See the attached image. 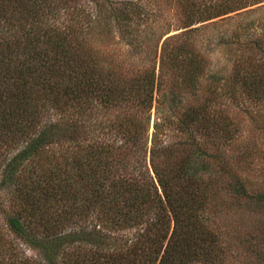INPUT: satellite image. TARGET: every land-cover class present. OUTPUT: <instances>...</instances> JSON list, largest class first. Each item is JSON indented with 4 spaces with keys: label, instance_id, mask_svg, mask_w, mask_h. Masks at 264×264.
<instances>
[{
    "label": "trees",
    "instance_id": "16d2710c",
    "mask_svg": "<svg viewBox=\"0 0 264 264\" xmlns=\"http://www.w3.org/2000/svg\"><path fill=\"white\" fill-rule=\"evenodd\" d=\"M81 1L0 0V214L16 240L0 229V264H225L211 217L218 198L264 197L224 157L236 130L221 89L201 82L221 77L206 75L186 51L193 44L162 49L157 74L125 75L81 32L103 37L124 23L133 36L126 26L142 0H92L93 18ZM167 1L189 30L264 2ZM245 39L223 95L261 107L264 32ZM198 91L207 95L199 104L190 100ZM163 131L187 140L163 144Z\"/></svg>",
    "mask_w": 264,
    "mask_h": 264
},
{
    "label": "rangeland",
    "instance_id": "374dc122",
    "mask_svg": "<svg viewBox=\"0 0 264 264\" xmlns=\"http://www.w3.org/2000/svg\"><path fill=\"white\" fill-rule=\"evenodd\" d=\"M255 2L252 6L192 26L191 28L194 29L189 30L190 28L183 27L179 11L174 9L167 0H142L145 8L134 12L132 16L135 21L131 20L126 26V29L130 28L133 36H128L122 31L121 25L124 23L113 24L109 30L105 29L102 31L103 37L97 35L96 31L94 35L90 30L81 33L92 43L94 52L109 61L125 66L122 70L127 76L128 73L132 75L134 72L147 68H154L157 74L162 49L180 53L181 48L193 44L192 49L188 47L186 51L203 58L206 75L221 77L219 82L211 78L201 79V82L206 84L207 90L212 89V85L221 89H219L221 94L218 96L222 97V103H227L225 107L228 109L231 124L236 130V133H232L234 138L224 146L226 151L224 157L232 164L236 165L237 162L238 165L235 168L238 170L236 171L240 169L241 174L250 181L251 193L258 192L264 197V105L257 107L248 102L238 104L223 95L228 83L226 79L230 78L228 75L233 66V59L237 57V53L242 52L240 49L246 42L245 38L252 35L261 36L264 32V2L258 4ZM119 4L114 5L123 9L124 6ZM78 8L90 12L92 18L95 16L92 0H82ZM70 17L72 16L67 12L62 15L60 22L66 19L65 22H67ZM83 21L85 24L86 21ZM98 37L101 39L96 41ZM187 39L189 41H186ZM203 91L190 96V100L199 104L203 98L207 97ZM155 112L156 104L154 103L149 112L150 140L154 123L157 121ZM160 136H163L161 138L163 144L171 145L176 142L175 147L187 140L184 132L176 134L163 131ZM179 149H182L181 152L186 151L182 146ZM60 150L64 152L63 147ZM239 160L242 166L238 163ZM247 166L250 168H245ZM221 189L225 190L222 186ZM0 201L6 204L3 195L0 196ZM218 201L217 204L221 207L215 209V215L211 217H213L214 225L219 227L214 229L220 234L222 243L227 249L225 264H264V237H261L264 233V201L231 198L226 192L221 194ZM0 229L6 234L8 242L10 239L12 243H15V238L6 230L2 214H0ZM251 235H255V238H251ZM22 251L27 257L33 256L32 252L24 246Z\"/></svg>",
    "mask_w": 264,
    "mask_h": 264
}]
</instances>
